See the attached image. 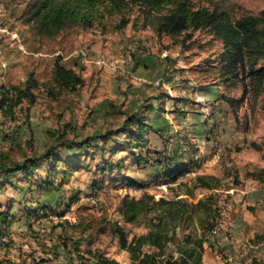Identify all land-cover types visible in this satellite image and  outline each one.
<instances>
[{
    "label": "rangeland",
    "instance_id": "374dc122",
    "mask_svg": "<svg viewBox=\"0 0 264 264\" xmlns=\"http://www.w3.org/2000/svg\"><path fill=\"white\" fill-rule=\"evenodd\" d=\"M36 1L0 0V103L30 73L38 82L34 103L8 116L0 109V152L54 155L32 173L0 174V262L99 264L101 255L131 264L111 228H124L131 242L149 232L151 217L127 221L126 197L196 203L212 195L203 264H264V174L256 178L264 171V94L249 90L238 103L244 88L220 77L223 41L207 30L158 35L138 7L123 14L130 21L122 30L115 15L104 27L41 37L31 19ZM191 1L233 20L264 11V0ZM58 63L82 78L75 91L55 85ZM131 115L146 124L145 144L121 131ZM76 132L114 136L82 151L63 147ZM174 171L184 173L175 179ZM205 227L196 219L187 232Z\"/></svg>",
    "mask_w": 264,
    "mask_h": 264
},
{
    "label": "trees",
    "instance_id": "16d2710c",
    "mask_svg": "<svg viewBox=\"0 0 264 264\" xmlns=\"http://www.w3.org/2000/svg\"><path fill=\"white\" fill-rule=\"evenodd\" d=\"M131 7H138L140 14L151 23L158 35L178 37L185 34L191 37V33L207 30L220 38L224 44L220 77L226 85H241L244 88L242 99L238 103L246 99L249 90L257 96L264 94V11L257 16L233 20L227 12L218 9L196 8L191 0H37L31 9V19L37 35L48 38H54L70 28L89 30L95 26L104 27L105 20L115 15L123 17L117 25L122 30L130 21L123 14ZM54 72L55 85L62 90L72 92L83 83L80 76L59 63ZM37 86L38 82L32 72L24 86L12 85L3 91L0 103L2 113L5 116L14 114V109L25 100L34 103L36 96L33 90ZM224 99L229 103L234 102L226 97ZM121 129L133 137L137 136L138 143H146V124L136 115H131ZM65 135L66 132H63L61 137L64 138ZM74 135L75 139H66L62 145L82 151L97 139L106 140L114 136V132H98L84 139L78 132ZM21 150V158L12 155L11 151L0 152V174L13 176L17 173H32L43 161L50 162L54 155V149L48 150L43 156L28 155L24 149ZM73 164H77V159L73 160ZM183 173L184 171H174L172 176L176 179ZM262 174L264 171L255 176L263 179ZM204 186L210 190L218 189L210 184ZM212 199L214 197L209 195L206 200L193 203L182 199L156 200L149 195L139 200L126 197L121 206L123 217L127 221H134L142 216L146 219L151 217L147 223L149 232L135 236L131 242L127 238L128 232L121 226L111 228V232L130 254L131 264H203L207 233L213 230L212 219L214 220L213 215L217 212L210 204ZM202 209L205 210L203 217L197 216ZM196 219L206 226L203 235L187 232ZM178 227H181L184 234L177 232ZM170 247H175L178 255L171 254ZM145 248L150 251L144 253ZM24 263L27 264L26 260H23ZM0 264L12 263L2 260ZM99 264L121 263L100 255ZM247 264L263 263L253 258Z\"/></svg>",
    "mask_w": 264,
    "mask_h": 264
},
{
    "label": "crops",
    "instance_id": "0c3cea01",
    "mask_svg": "<svg viewBox=\"0 0 264 264\" xmlns=\"http://www.w3.org/2000/svg\"><path fill=\"white\" fill-rule=\"evenodd\" d=\"M259 246H261V244H259Z\"/></svg>",
    "mask_w": 264,
    "mask_h": 264
}]
</instances>
